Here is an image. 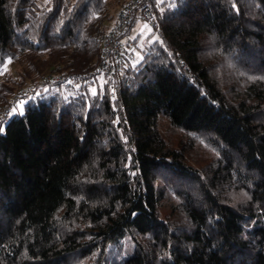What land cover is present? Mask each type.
<instances>
[{
	"label": "trees",
	"instance_id": "trees-1",
	"mask_svg": "<svg viewBox=\"0 0 264 264\" xmlns=\"http://www.w3.org/2000/svg\"><path fill=\"white\" fill-rule=\"evenodd\" d=\"M125 1L0 0V264H264V0H146L111 84Z\"/></svg>",
	"mask_w": 264,
	"mask_h": 264
},
{
	"label": "built area",
	"instance_id": "built-area-1",
	"mask_svg": "<svg viewBox=\"0 0 264 264\" xmlns=\"http://www.w3.org/2000/svg\"><path fill=\"white\" fill-rule=\"evenodd\" d=\"M146 0H126L117 12L114 24L108 29L102 45V57L99 68L105 72L111 84L116 81L115 71L122 66L126 59L135 61L133 52L134 38L132 32L128 33L134 16L141 11L147 23L152 24L154 20L152 10L144 5ZM0 109V119H7L11 106L3 104Z\"/></svg>",
	"mask_w": 264,
	"mask_h": 264
},
{
	"label": "rangeland",
	"instance_id": "rangeland-1",
	"mask_svg": "<svg viewBox=\"0 0 264 264\" xmlns=\"http://www.w3.org/2000/svg\"><path fill=\"white\" fill-rule=\"evenodd\" d=\"M120 8L121 7H119L115 11V13H114V15L110 21V27L114 24L116 16H117V12L119 11ZM139 12H141V11L138 10L137 16H139V17H138L137 23L135 24V26L132 30V34L135 37L138 35L140 42H142L146 39L151 40V39L155 38L156 34H152L153 26L151 24L147 23V21L143 18V15ZM144 25H147V28H144L143 27ZM142 28H143V31H141ZM134 42H135V38H134ZM132 50H133L134 55H135V61L139 60L142 57L141 50L136 46H134ZM211 60H212V63L214 62V63H216L217 66L220 67V68H218L217 71H218V74L221 75V78H223V76L225 77V74H223L222 72H226L228 74H231L234 72V71H232V67L229 64V63H231L230 60L225 58V56L220 57L219 55H213V56H211ZM9 65L12 67L14 66L11 61H10ZM98 69L101 72H103L101 70V68L98 67ZM115 77H116V75H115ZM159 123H160V130L162 131V133L165 134L170 139L180 138V136L190 137L186 134V132H183V131H180L179 129L174 128L170 124L168 119H166L165 117H162L160 119ZM197 142L198 143H195L196 145L194 147L189 149V152L187 154H188V159L191 161V164H193L196 167H201V165H203V163H204L203 162L204 159H206L208 157L209 152H208V148L205 146V142L203 140L197 139Z\"/></svg>",
	"mask_w": 264,
	"mask_h": 264
},
{
	"label": "snow or ice",
	"instance_id": "snow-or-ice-1",
	"mask_svg": "<svg viewBox=\"0 0 264 264\" xmlns=\"http://www.w3.org/2000/svg\"><path fill=\"white\" fill-rule=\"evenodd\" d=\"M144 28H147V25H144L143 26ZM141 31H143V28L141 29ZM93 94H96V90L93 89ZM23 101L20 102V104H18L16 107H14L12 110H11V114H16L17 112H19L20 114H22L23 112ZM0 131H2V129H0Z\"/></svg>",
	"mask_w": 264,
	"mask_h": 264
}]
</instances>
